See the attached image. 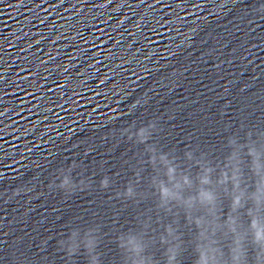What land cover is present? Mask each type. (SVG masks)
I'll return each instance as SVG.
<instances>
[{"label": "clouds", "instance_id": "clouds-1", "mask_svg": "<svg viewBox=\"0 0 264 264\" xmlns=\"http://www.w3.org/2000/svg\"><path fill=\"white\" fill-rule=\"evenodd\" d=\"M156 130L154 120L122 133L144 145V149L137 166H133V178L119 195L134 202L144 198L138 185L144 180V165H148L152 169L148 187L156 198V223L171 219L156 233L151 216L138 218L139 232L119 236L125 264H182L180 257L186 251V242L181 227L192 233L187 244L192 246L193 264H264V142L257 145L245 139L238 143L230 137L227 144L232 151L218 160L189 149L180 161L173 152L161 151L152 142ZM59 187L72 191L76 184L65 175ZM100 187H110L108 176L101 179ZM95 231L89 229L81 236L74 230L67 239L59 241L70 262L83 249L88 264H101ZM146 237L152 243L158 240L163 247L161 259L147 251Z\"/></svg>", "mask_w": 264, "mask_h": 264}]
</instances>
